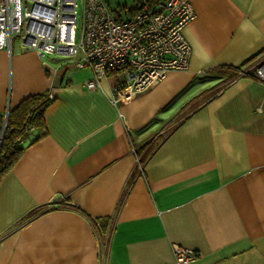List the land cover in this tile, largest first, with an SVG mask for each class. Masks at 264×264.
<instances>
[{
    "label": "crops",
    "instance_id": "crops-1",
    "mask_svg": "<svg viewBox=\"0 0 264 264\" xmlns=\"http://www.w3.org/2000/svg\"><path fill=\"white\" fill-rule=\"evenodd\" d=\"M188 1L187 68L130 99L112 74L87 89L77 55L0 49L4 117L54 95L0 179V264H174V244L189 264H264V0Z\"/></svg>",
    "mask_w": 264,
    "mask_h": 264
},
{
    "label": "built area",
    "instance_id": "built-area-1",
    "mask_svg": "<svg viewBox=\"0 0 264 264\" xmlns=\"http://www.w3.org/2000/svg\"><path fill=\"white\" fill-rule=\"evenodd\" d=\"M194 14L188 0H161L134 13L104 0H0V49L10 51L17 37L39 57L77 55L76 66L92 72L87 89L99 87L107 74L116 77L111 95L116 102L144 91L167 70L187 68L189 45L182 29ZM251 77L264 83V57ZM257 110L264 111V101ZM173 251L174 264L198 256L177 244Z\"/></svg>",
    "mask_w": 264,
    "mask_h": 264
},
{
    "label": "trees",
    "instance_id": "trees-1",
    "mask_svg": "<svg viewBox=\"0 0 264 264\" xmlns=\"http://www.w3.org/2000/svg\"><path fill=\"white\" fill-rule=\"evenodd\" d=\"M161 0H133V3L127 8L130 13H134L144 6L153 7ZM46 91L30 94L20 100V102L7 112L5 117L0 113V179L11 168L14 162L19 158L23 147L19 141L27 135L31 128H35L40 137L45 132L43 113L50 103L46 97ZM143 157H139V163H142ZM103 219H96L100 226Z\"/></svg>",
    "mask_w": 264,
    "mask_h": 264
},
{
    "label": "rangeland",
    "instance_id": "rangeland-1",
    "mask_svg": "<svg viewBox=\"0 0 264 264\" xmlns=\"http://www.w3.org/2000/svg\"><path fill=\"white\" fill-rule=\"evenodd\" d=\"M111 5H114V4H111ZM50 56H55V55H50ZM218 74H219L218 72H211L208 75H205L204 79H202V81H210V83H213L215 81V78L217 77L218 78L217 83H218V81H220L219 80L220 78L218 77L219 76Z\"/></svg>",
    "mask_w": 264,
    "mask_h": 264
}]
</instances>
